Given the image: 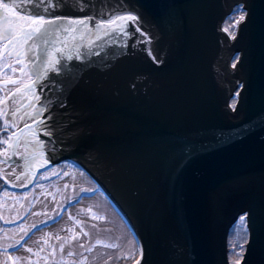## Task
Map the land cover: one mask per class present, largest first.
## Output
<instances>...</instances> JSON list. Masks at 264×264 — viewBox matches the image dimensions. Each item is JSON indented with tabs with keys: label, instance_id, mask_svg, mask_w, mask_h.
Masks as SVG:
<instances>
[{
	"label": "water",
	"instance_id": "water-1",
	"mask_svg": "<svg viewBox=\"0 0 264 264\" xmlns=\"http://www.w3.org/2000/svg\"><path fill=\"white\" fill-rule=\"evenodd\" d=\"M66 5L58 15L100 19L126 9L139 21L128 37L102 36L80 58L62 59L37 86L52 135H40L50 163L34 179L65 160L77 164L135 234L143 258L131 264H232L228 233L241 214L239 262L264 264V0ZM237 5L246 19L232 39L223 22Z\"/></svg>",
	"mask_w": 264,
	"mask_h": 264
},
{
	"label": "snow or ice",
	"instance_id": "snow-or-ice-1",
	"mask_svg": "<svg viewBox=\"0 0 264 264\" xmlns=\"http://www.w3.org/2000/svg\"><path fill=\"white\" fill-rule=\"evenodd\" d=\"M66 5V0H9L4 2L0 0V90L6 94L0 98V118L3 119V127L0 131L7 134L6 139L0 140V144L6 145L0 151V164H6L13 157L22 158L24 160L23 171L16 174L15 168L12 169V174L16 180L23 179L27 184L32 183L34 179V165L39 164L43 168L50 160L47 157L49 142L40 138L41 133L44 136H51L52 132L43 117V113L48 110L47 105H41V95L37 91V86L49 78L52 72H59L62 59L72 60L80 58L81 48H91L95 41H98L102 36H109L113 33L120 34L123 37H128V25H138L139 17L123 10L124 14H120L117 10L111 15L100 13V19L94 16H86L83 18H70L63 15H58L57 12ZM19 9L20 11H17ZM81 6L79 10H82ZM242 6H238L237 11H241ZM106 17V18H105ZM246 19V15L241 14L233 18L230 26H225L223 31L228 33L232 39H235V29L239 24ZM231 29V30H230ZM136 31H140L137 26ZM155 59V57H153ZM14 61V64L11 63ZM19 64L21 67L17 69L14 65ZM233 68L236 67L234 63ZM5 69H9L12 73L20 72V77L12 79ZM27 77V79H24ZM9 84L19 85L12 93L8 92ZM242 88L243 85H240ZM235 98L230 107L233 111L236 110L237 100L240 96L239 92L234 94ZM11 100L12 108L8 110V102ZM20 101H25L20 103ZM23 110V111H22ZM31 120V124L28 119ZM51 119V116L48 117ZM20 121H23V127L18 128ZM9 129H17L9 131ZM24 143V151H19L21 142ZM54 143V142H53ZM11 153V154H9ZM42 161V162H41ZM55 169H52V175H57ZM64 175H69L64 172ZM83 175V173H81ZM0 177L5 183H12L9 176L5 175V170L0 168ZM14 186H16L14 184ZM21 187L25 184L19 185ZM67 187V185H65ZM81 192L95 191V189L81 188ZM5 195H8L5 190ZM92 213L91 206L84 210ZM94 219L102 220L104 216L92 213ZM19 218V217H17ZM240 223L244 230L247 229V217L242 215L239 217ZM8 222V221H6ZM77 225H81L82 234L89 236V233L83 231V225L79 220H76ZM32 225L31 228H35ZM96 227V225H92ZM31 228L24 229L21 226L20 231L23 235L15 240L14 244L5 245L2 247L4 261L2 264H20L21 259L28 260L30 257H13L9 252L10 248H23L25 237L28 236ZM79 234L73 235L71 239H77ZM57 239H60L57 236ZM247 241L245 240L244 243ZM47 243V241H45ZM95 245H103L106 248H120L118 242L105 243L101 239H96L92 247L86 248L83 244L79 247L87 252H91ZM60 251L63 252L64 244H60ZM244 244L239 243V248L233 245V251L236 255L241 256L243 253ZM27 253H33L31 247H27ZM43 249H41L42 251ZM139 254L143 258V249L135 248L132 252L123 253L117 259H132ZM55 249H53V255ZM38 255V253H37ZM73 252L69 251L68 256H72ZM82 255V254H81ZM141 259H136L135 264H141ZM87 257L84 256L80 264H85ZM236 264H240L236 261Z\"/></svg>",
	"mask_w": 264,
	"mask_h": 264
},
{
	"label": "rangeland",
	"instance_id": "rangeland-1",
	"mask_svg": "<svg viewBox=\"0 0 264 264\" xmlns=\"http://www.w3.org/2000/svg\"><path fill=\"white\" fill-rule=\"evenodd\" d=\"M236 7L227 15L224 25L230 26L234 17L244 14L243 8L241 11H236ZM233 59L231 62H233ZM15 65L20 67L19 64ZM19 75L18 72L16 76L19 77ZM24 79H27V77ZM8 105V110L10 111L12 108L11 100H9ZM26 119L28 118L26 117ZM4 147L5 145L2 148ZM0 168H3L5 170V175L9 176V180L12 181V183L8 184L13 188H24L29 185L23 179L16 180L15 175L12 174L13 168H15L16 174L23 171L22 164H0ZM47 168L38 171L36 177ZM81 173H83V175H81ZM41 175H44V173ZM93 183L94 182H92L84 171L71 169L69 175L64 176L62 179L48 185L43 183L35 184L33 187L29 188L30 190L28 192H24L22 196L16 197L24 201L30 200V205L32 206L25 220V229H27V227L28 229L31 228L32 225H39L41 227L35 230L31 235L32 243L29 242L25 245L26 248L31 247L33 249V253L25 254L24 257H30V259L25 260V264H80L84 256L87 257L85 264H113V257L121 255V252L129 253L132 252L133 249L139 248L137 238L125 219L100 190L92 194L84 192V195L81 196L79 200H74L81 188L85 189L86 187H91ZM14 184L16 186H14ZM21 184H25L26 186H19ZM65 185H67V187H65ZM90 206L92 208V213L104 216L105 219H94L92 213L84 211ZM17 215H19V213L16 210V216ZM53 219L56 221H51ZM76 220L81 222L83 231L88 232L89 236H84L82 234L81 225H77ZM44 221H50V223L43 226L41 223ZM92 225H96V227H92ZM239 227L243 228L238 218L235 223L231 225L229 229L230 232L228 233L229 259L234 255L230 254L232 246L236 245L238 249L239 243H242V240L245 238L242 232L237 235L236 230ZM20 229L21 228L17 227L15 229L16 232H18V239L23 234ZM76 234H79L78 238L71 239V237ZM57 236H59L60 239H57ZM98 238L105 243L118 242L121 247L106 248L103 245H95L91 252H87L79 247L80 244H83L85 249L92 247ZM45 241H47V243H45ZM60 244H64L63 252L60 251ZM41 249L43 250L41 251ZM53 249H55L54 255ZM69 251L73 252L72 256H68ZM20 253H17L14 257H23ZM236 261L237 259L231 261V263H235ZM20 264H24L22 259Z\"/></svg>",
	"mask_w": 264,
	"mask_h": 264
},
{
	"label": "crops",
	"instance_id": "crops-1",
	"mask_svg": "<svg viewBox=\"0 0 264 264\" xmlns=\"http://www.w3.org/2000/svg\"><path fill=\"white\" fill-rule=\"evenodd\" d=\"M17 86L18 85H14L13 88H11L8 92L13 90ZM29 190L30 189L28 187L15 188V191L9 192L8 195H6V199L0 205V264H2V262L5 259L3 251H2V247L5 245L14 244L16 238L18 239V237H17L18 232H16V230H15L16 227L21 228V226H22L25 229V227H24L25 226V220H26V217L29 215V212L31 211L32 206L30 205V200L24 201L23 199L20 200V198H16V197L22 196V194L24 192H28ZM19 209H22L23 211H25L22 216L20 215V213H19V215L16 216V210H17V212H19L20 211ZM23 211H21V212H23ZM20 216H21L20 220L16 223V220L19 219L17 217H20ZM6 221H8V222H6ZM51 221L55 222L56 220L53 219ZM47 223H50V221L49 222L44 221L43 223H41V225L43 224V226H46L45 224H47ZM38 226L39 225H36L35 228L31 229L28 236L25 237V241L22 243H24L25 245L29 242L32 243L31 235L33 234V232L35 230H38L39 228H41L40 226L39 227ZM27 229H28V227H27ZM25 249H26V247L10 248L9 252L12 254L13 257L17 253L21 252L20 254L24 257L25 254L27 253ZM23 257H21V258H23ZM22 260L25 264L26 261L24 259H22ZM9 264H11V261H9Z\"/></svg>",
	"mask_w": 264,
	"mask_h": 264
},
{
	"label": "trees",
	"instance_id": "trees-1",
	"mask_svg": "<svg viewBox=\"0 0 264 264\" xmlns=\"http://www.w3.org/2000/svg\"><path fill=\"white\" fill-rule=\"evenodd\" d=\"M237 8L238 6L236 7V11H237ZM226 26V25H224ZM13 63V61L11 62ZM14 64V63H13ZM17 69H19L18 65H14ZM6 72H8V75L12 78V77H15L17 74H18V71L15 72V73H12L9 69H5ZM0 79H2V77H0ZM13 84H10L9 86H7L8 88V91L13 88ZM6 93L2 90H0V98H3V96L5 95ZM0 107H2V105H0ZM3 127V119L0 118V128ZM10 130V129H9ZM7 137V134L0 131V140L2 139H5ZM4 145L3 144H0V148H2ZM52 169H55L56 172L58 173L57 175H52ZM71 169H76V170H79V171H83L77 164L73 163L72 161H69V160H65L61 163H58V164H55V165H52L51 167L47 168L46 170L42 171V173H44V175H38L33 181L32 183L29 185L28 188L30 187H33L35 184H38V183H43L45 185H48V184H52L54 183L55 181L59 180V179H62L64 176V172H68L70 173L71 172ZM93 182V181H92ZM85 189H95V191H85L86 193L88 194H92V193H95L97 190H100L99 187L96 185V183L94 182L93 185L91 187H86ZM5 190H7V193L9 192H12V191H15V188H13L12 186H10L8 183H5L3 178L0 177V205L4 202V200L6 199V195H5ZM84 195V192H79L78 195L74 198L75 201L79 200L81 198V196ZM74 201V202H75ZM20 211L18 213H20V215L22 216L24 214L25 211H23L22 209H19ZM23 211V212H21ZM22 213V214H21ZM21 216L19 217V219L16 220V223L20 220ZM237 235L238 233L242 232L245 236V232L242 230L241 227H239L237 230ZM244 240V239H243ZM242 240V241H243ZM230 254H234L233 257H231V261H235L237 259V256L235 254V252L233 251V246L232 248L230 249ZM138 254V253H137ZM136 254V256H137ZM120 256V255H118ZM117 256V257H118ZM135 256V257H136ZM232 256V255H231ZM116 257V256H115ZM113 257V264H130L134 261V258L132 259H127V260H123V259H117V257L115 258Z\"/></svg>",
	"mask_w": 264,
	"mask_h": 264
},
{
	"label": "flooded vegetation",
	"instance_id": "flooded-vegetation-1",
	"mask_svg": "<svg viewBox=\"0 0 264 264\" xmlns=\"http://www.w3.org/2000/svg\"><path fill=\"white\" fill-rule=\"evenodd\" d=\"M239 6H240V5H239ZM235 7H236V6H235ZM235 7H234V8H235ZM234 8H233V10H234ZM233 10H232V11H233ZM226 18H227V16L225 17L224 21L226 20ZM223 24H224V22H223ZM234 31H235V30H234ZM236 57H237V54H236V55L234 54V56L232 57V59L234 58V59H233V62H231L232 64L234 63ZM234 99H235V96L230 100V103H232ZM242 215H243V214L239 215V217L242 216ZM239 217H238V218H239ZM238 218H237V219H238ZM234 223H235V222H234ZM234 223H233V224H234ZM241 228H242V227H241ZM242 230L245 232V238H244V240L242 241V243L244 244V241H245L246 238H247V230L245 231L243 228H242ZM137 255H138V254H137ZM136 257H137V256H136ZM136 257H135V258H136ZM135 258H134V259H135ZM239 259H240V256L238 255V256H237V261H239ZM130 264H131V263H130ZM232 264H236V262H235V263H232Z\"/></svg>",
	"mask_w": 264,
	"mask_h": 264
},
{
	"label": "bare ground",
	"instance_id": "bare-ground-1",
	"mask_svg": "<svg viewBox=\"0 0 264 264\" xmlns=\"http://www.w3.org/2000/svg\"><path fill=\"white\" fill-rule=\"evenodd\" d=\"M19 151H21V152H23L24 151V143H23V141L21 142V146H20V148H19ZM10 154V153H9ZM42 162V161H41ZM23 164H24V162H23ZM22 164V165H23ZM39 166V164H35L33 167H34V170L37 168ZM229 232H230V230H229Z\"/></svg>",
	"mask_w": 264,
	"mask_h": 264
}]
</instances>
